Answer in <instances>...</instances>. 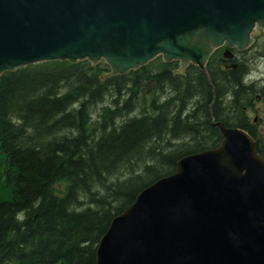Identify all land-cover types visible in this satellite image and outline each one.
Masks as SVG:
<instances>
[{"label":"trees","instance_id":"obj_1","mask_svg":"<svg viewBox=\"0 0 264 264\" xmlns=\"http://www.w3.org/2000/svg\"><path fill=\"white\" fill-rule=\"evenodd\" d=\"M242 52L206 72L160 56L125 73L108 64L44 60L0 74V264H95L111 218L187 153L216 146L212 119L248 131Z\"/></svg>","mask_w":264,"mask_h":264},{"label":"water","instance_id":"obj_2","mask_svg":"<svg viewBox=\"0 0 264 264\" xmlns=\"http://www.w3.org/2000/svg\"><path fill=\"white\" fill-rule=\"evenodd\" d=\"M264 28V0H0V73L42 60H105L111 73L156 55L205 70L211 52L243 49ZM221 141L114 215L95 264H264V157L244 129L212 122Z\"/></svg>","mask_w":264,"mask_h":264},{"label":"flooded vegetation","instance_id":"obj_3","mask_svg":"<svg viewBox=\"0 0 264 264\" xmlns=\"http://www.w3.org/2000/svg\"><path fill=\"white\" fill-rule=\"evenodd\" d=\"M235 55V54H234ZM238 57V56H237ZM234 57L232 59H228L227 61H222L224 67L229 66L231 62H237L238 60ZM264 86L263 84L258 87ZM248 105L243 107V111L245 113V121L250 124L253 128L254 134L261 142H264V133L262 128L264 127V96L261 90L256 91L254 96H252L248 102ZM250 111L253 112V115H250ZM261 128V130H260Z\"/></svg>","mask_w":264,"mask_h":264},{"label":"rangeland","instance_id":"obj_4","mask_svg":"<svg viewBox=\"0 0 264 264\" xmlns=\"http://www.w3.org/2000/svg\"><path fill=\"white\" fill-rule=\"evenodd\" d=\"M247 52L251 64L252 76L264 77V30L260 29L257 32ZM250 115L252 116L253 112L250 111ZM262 131L264 133V127Z\"/></svg>","mask_w":264,"mask_h":264},{"label":"bare ground","instance_id":"obj_5","mask_svg":"<svg viewBox=\"0 0 264 264\" xmlns=\"http://www.w3.org/2000/svg\"><path fill=\"white\" fill-rule=\"evenodd\" d=\"M220 133V132H219ZM100 239V238H99ZM99 241V240H98ZM98 244V243H97ZM96 252V251H95Z\"/></svg>","mask_w":264,"mask_h":264}]
</instances>
